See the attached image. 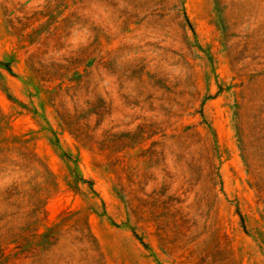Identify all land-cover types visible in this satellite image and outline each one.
<instances>
[{
    "label": "rangeland",
    "instance_id": "obj_1",
    "mask_svg": "<svg viewBox=\"0 0 264 264\" xmlns=\"http://www.w3.org/2000/svg\"><path fill=\"white\" fill-rule=\"evenodd\" d=\"M0 264H264V0H0Z\"/></svg>",
    "mask_w": 264,
    "mask_h": 264
}]
</instances>
